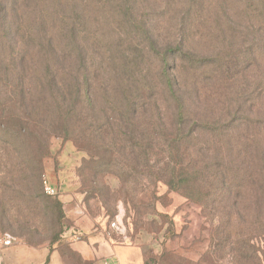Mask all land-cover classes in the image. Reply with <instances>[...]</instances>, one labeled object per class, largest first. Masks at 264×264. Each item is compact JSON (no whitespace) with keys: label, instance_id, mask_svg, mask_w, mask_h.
Listing matches in <instances>:
<instances>
[{"label":"trees","instance_id":"16d2710c","mask_svg":"<svg viewBox=\"0 0 264 264\" xmlns=\"http://www.w3.org/2000/svg\"><path fill=\"white\" fill-rule=\"evenodd\" d=\"M241 1L222 0L216 11L205 7L211 26L201 29L209 43L223 33L217 17L229 19L233 3ZM245 1L251 9L249 24L241 22L243 30L228 32L237 46L248 43L243 53L212 47V54L199 55L190 44L177 40L178 35L169 47L161 48L150 28L134 27L146 38L156 67L153 72L129 68L127 76L115 80L102 61L95 66L87 50L88 36L78 31L94 17L90 0H0V71L11 69L13 111L25 104L23 119L16 115L9 119L0 111V135L17 140L40 133L45 156L47 138L54 134L82 150L74 137L86 134L92 122L107 150L99 156L100 145L83 149L91 161L103 159L125 189L133 169L114 166L116 155L139 162L135 171L153 179L149 196L142 192L128 201L137 221L145 212L155 213L156 184L165 181L170 191L198 204L211 217L215 244H248V264H263L257 244L264 238V0ZM76 2L79 22L74 17ZM97 3L110 5L126 21L134 19V0ZM194 7L198 18L201 7L198 2ZM192 30L188 23L177 34L191 37ZM101 85L108 113L97 105ZM16 154L18 160L0 180L15 183L20 194L33 201L39 195V178L43 190V176L26 167L21 151ZM3 200L0 195L1 207ZM6 212L3 208L2 214ZM235 256L240 264L239 246Z\"/></svg>","mask_w":264,"mask_h":264},{"label":"rangeland","instance_id":"374dc122","mask_svg":"<svg viewBox=\"0 0 264 264\" xmlns=\"http://www.w3.org/2000/svg\"><path fill=\"white\" fill-rule=\"evenodd\" d=\"M97 1L90 0L91 8L95 11L94 17L88 21L85 30L79 26L78 31L83 32L81 36H88L87 50L93 54L95 66L102 61L103 66L114 73L115 80L123 78L125 74L127 76L129 68L138 71L151 68L153 72L156 67L157 61L146 48V38L134 27L150 28V33L154 34L161 48L169 47V43L175 42V35H178L177 40L187 42L199 55L204 56L212 54V47L217 50H240L243 53L248 44L245 42L242 46H237L238 42L228 33L232 29L243 30L241 22L249 24L251 9L247 7L245 0L233 3L234 13L229 19L217 17L223 33L213 41L211 39V43L206 40L201 29L211 26L205 16V7L210 11L219 10L222 0H134L131 3L133 21H126L122 14L112 12L110 5L100 6ZM197 2L201 7L198 18L194 10ZM74 17L77 22L80 21L78 2L75 4ZM188 23L192 24L194 36L192 32L191 37L189 34L186 36V33L180 34V31L177 34L179 28L184 29ZM113 69L118 70L115 72ZM10 73L11 69L8 67L0 71V111L3 109L4 116L9 119H14V115L23 119L24 103L17 108L18 111H13ZM117 91L115 87L113 94ZM105 92L101 85L97 105L107 112L108 106L103 105L108 98ZM113 105L118 108L120 103ZM161 108L164 112V107ZM5 122L7 124L6 120ZM35 123L38 129L37 119ZM92 126V122L87 127L85 124L86 134L76 135L78 137L74 138L84 150L87 147L91 150L89 146L98 148L100 145L103 149H99L98 154L101 156L107 148L100 143L98 133L92 130ZM121 132L127 133V130L122 129ZM20 138L15 140L11 135H0V177L18 160L15 153L21 151L26 167L38 171V176H43L57 194L45 195L39 178V195L30 201L20 194L15 183L0 180V195L5 202V205L0 206V234L11 233L17 244L51 246L58 242L66 243L65 235L72 230L74 219L79 216L93 224L99 219L107 225L118 220L122 225V232H115L112 228L114 238L118 241L126 238L131 244L142 246L147 264H238L235 256V248L238 246L243 253L240 264H248V244H215L216 226L210 222L211 217L204 215L198 204L170 191L165 181L156 184L152 204L155 213L145 212L140 221H137L128 201L133 198L135 200L143 193L149 196L152 190L149 184L153 180L135 171L139 162L116 155L114 166L122 167L123 171L126 168L133 169V172H128V189H125L117 174L111 173L103 159L91 161L83 149H77L73 142L66 141L59 135L48 136V151L45 156L40 148V133L33 138ZM22 141L24 146H21ZM151 158L155 160V156ZM42 198H48L49 201ZM3 208L7 210L6 214H2ZM212 220L215 221L216 218ZM257 246L263 253L264 264V238Z\"/></svg>","mask_w":264,"mask_h":264},{"label":"crops","instance_id":"0c3cea01","mask_svg":"<svg viewBox=\"0 0 264 264\" xmlns=\"http://www.w3.org/2000/svg\"><path fill=\"white\" fill-rule=\"evenodd\" d=\"M111 229V223L103 220L93 224L76 216L65 235L66 243L33 246L15 242L0 247V253L3 264H147L142 246L126 238L118 241Z\"/></svg>","mask_w":264,"mask_h":264},{"label":"built area","instance_id":"2783aa9c","mask_svg":"<svg viewBox=\"0 0 264 264\" xmlns=\"http://www.w3.org/2000/svg\"><path fill=\"white\" fill-rule=\"evenodd\" d=\"M43 192L48 196H55L57 194L56 190L43 178L42 180ZM111 227L114 228L117 232H122V225L118 220H115L111 223ZM16 242V238L9 233L0 234V247H8L11 244ZM2 255L0 253V264H2Z\"/></svg>","mask_w":264,"mask_h":264}]
</instances>
